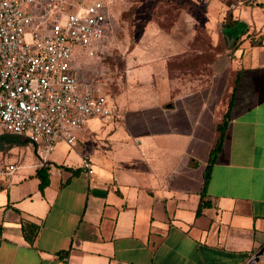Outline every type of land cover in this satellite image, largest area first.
Segmentation results:
<instances>
[{
    "label": "crops",
    "instance_id": "crops-1",
    "mask_svg": "<svg viewBox=\"0 0 264 264\" xmlns=\"http://www.w3.org/2000/svg\"><path fill=\"white\" fill-rule=\"evenodd\" d=\"M178 1L165 6L175 14L168 28L164 0H147L133 12L129 92L116 96V112L113 106L110 117L89 120L74 146L58 142L45 162L22 137V145L4 147L32 153L15 152L18 161L8 167L17 170H0V264H244L264 245V41L250 46L248 38L264 34L254 9L264 12V0ZM104 2L108 21L119 19ZM229 18L238 23L226 28ZM200 28L212 47L223 35L226 53L194 74L175 69ZM243 42L261 51L254 58L242 51L239 71L231 62ZM221 59L223 82L215 72ZM237 72L223 144L203 188ZM40 168L49 174L43 191ZM202 200L209 206L197 217ZM23 225L39 227L32 243Z\"/></svg>",
    "mask_w": 264,
    "mask_h": 264
},
{
    "label": "built area",
    "instance_id": "built-area-1",
    "mask_svg": "<svg viewBox=\"0 0 264 264\" xmlns=\"http://www.w3.org/2000/svg\"><path fill=\"white\" fill-rule=\"evenodd\" d=\"M107 29L104 0H0V135L26 139L45 162L89 119L110 117L104 83H82L75 66L106 47Z\"/></svg>",
    "mask_w": 264,
    "mask_h": 264
},
{
    "label": "rangeland",
    "instance_id": "rangeland-1",
    "mask_svg": "<svg viewBox=\"0 0 264 264\" xmlns=\"http://www.w3.org/2000/svg\"><path fill=\"white\" fill-rule=\"evenodd\" d=\"M112 3V10L119 19H114L112 17L108 21V40L106 42V47L100 48L94 57L92 58H82L80 61H76V72L79 77V80L82 83L93 85L98 81L104 83L103 91L107 95L108 106L110 109H113V106L116 109L118 108V101L116 99L117 95L127 94L129 91L125 87V55L129 43L135 38L137 31L134 30L132 26L133 12L135 9L141 5L142 2H147V0H110ZM167 2V0H164ZM160 3L162 11H167L168 14L164 17V25L166 28L173 25L175 19V14L173 10L165 9V6L171 4L170 8H173V3H179L178 0H169L170 3ZM183 2V1H181ZM230 3V2H229ZM184 5V2L181 3ZM237 6V5H236ZM243 6H246L245 4ZM247 5L246 7H248ZM260 7V6H259ZM261 8H264V6ZM253 9V8H252ZM255 9V15L264 19V12L260 9ZM264 11V10H263ZM163 18V17H162ZM112 21V24H111ZM116 25H115V24ZM112 30L110 28V25ZM117 27V28H116ZM208 34L203 30L199 29L198 33L195 35V38L202 40L204 43L208 39ZM221 38V37H220ZM220 50L222 51V38L220 43ZM198 49H205L200 45L196 46ZM244 51L245 57L254 58L257 57L258 53L261 51L259 49L250 48L246 42L242 43V46L236 50L234 53V58L232 60V67L235 70H239L241 67L245 66L243 62H239L240 54ZM226 59H221L215 65L216 78H219L220 82L225 80V72H227ZM240 71V70H239ZM218 73H224L218 75ZM119 111V110H117ZM93 119V118H91ZM89 119V120H91ZM88 123V122H87ZM15 147L5 149L0 145V170H7L8 164L16 163L18 156L15 152L31 154L32 151L30 148L25 150L24 147L18 148V151H15ZM22 155V154H21Z\"/></svg>",
    "mask_w": 264,
    "mask_h": 264
},
{
    "label": "trees",
    "instance_id": "trees-1",
    "mask_svg": "<svg viewBox=\"0 0 264 264\" xmlns=\"http://www.w3.org/2000/svg\"><path fill=\"white\" fill-rule=\"evenodd\" d=\"M253 1H257V0H253ZM258 4L261 7L262 3H258ZM228 17H230V13L227 15V18ZM237 23H238L237 21H232L229 18V20L225 23V27L230 28L236 25ZM220 37L222 38V45H223L222 47H224L222 51L220 50V46H221L220 44L215 47H212L209 43V40H206V42L204 43L202 40H198L195 38V42L191 46V53H189L186 57H184L181 60H178L180 58L179 57L177 60L173 61L171 65L175 67V69L180 70L184 73H187V71H190L193 74L194 72H198L200 68L202 67V65L209 64L211 60L215 58L218 54L226 53V50L228 49V47L225 44L223 35H221ZM248 38H249L250 46H262L263 45L264 34L262 35L252 34V35H249ZM198 45H200L201 47L203 46L205 49L197 50L196 46ZM228 56H231V54H228ZM238 80H239V72H237L234 77L232 90L225 99L224 110L222 111L220 119L218 120L216 124L215 139H214L213 146L209 154L208 164H207V167L204 173L203 188H205L208 183L211 167L215 163L216 158L221 150V146L223 144L225 131H226V128L230 120V110H231L234 96L236 93ZM9 144L20 146L22 145V142L19 137L14 136V135H10V134L0 135V145L4 148L6 145H9ZM73 172H76V171H73ZM36 177L39 179V190L43 191L45 187H47L49 184L48 169L47 168L37 169ZM207 206H209V204L205 202L204 200H202L196 211V216L198 217L201 214L202 209L206 208ZM22 228H23L25 239L28 242L32 243L36 237L39 227L35 225L26 227L23 225ZM249 257L250 256H248L247 258Z\"/></svg>",
    "mask_w": 264,
    "mask_h": 264
},
{
    "label": "water",
    "instance_id": "water-1",
    "mask_svg": "<svg viewBox=\"0 0 264 264\" xmlns=\"http://www.w3.org/2000/svg\"><path fill=\"white\" fill-rule=\"evenodd\" d=\"M264 256V245L244 264H257L259 260Z\"/></svg>",
    "mask_w": 264,
    "mask_h": 264
}]
</instances>
